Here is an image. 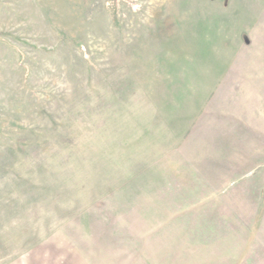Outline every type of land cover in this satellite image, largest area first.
<instances>
[{"label": "rangeland", "instance_id": "374dc122", "mask_svg": "<svg viewBox=\"0 0 264 264\" xmlns=\"http://www.w3.org/2000/svg\"><path fill=\"white\" fill-rule=\"evenodd\" d=\"M242 69L264 0H0V264H264V222L159 189Z\"/></svg>", "mask_w": 264, "mask_h": 264}, {"label": "crops", "instance_id": "0c3cea01", "mask_svg": "<svg viewBox=\"0 0 264 264\" xmlns=\"http://www.w3.org/2000/svg\"><path fill=\"white\" fill-rule=\"evenodd\" d=\"M260 72L242 69L233 76L240 79L238 86L225 78L215 87L206 111L182 138V164L176 163L165 184L161 181L159 189L167 192L170 206L190 197L192 206L212 207L207 221L251 223L253 233L255 223L264 222V70ZM173 251H179L176 244Z\"/></svg>", "mask_w": 264, "mask_h": 264}]
</instances>
